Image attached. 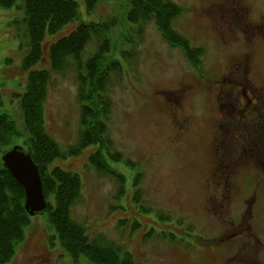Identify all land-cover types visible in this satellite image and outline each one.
Returning <instances> with one entry per match:
<instances>
[{"label": "rangeland", "instance_id": "obj_1", "mask_svg": "<svg viewBox=\"0 0 264 264\" xmlns=\"http://www.w3.org/2000/svg\"><path fill=\"white\" fill-rule=\"evenodd\" d=\"M75 1L80 21L45 38L43 60L34 70L50 67V45L80 22L119 19L128 7V0H101L89 15L83 0ZM169 1L182 11L173 30L191 49L202 51L199 68L153 23L140 38L130 33L135 45L125 42L130 38L126 23L111 34L116 49L110 57L121 60L125 75L112 83L108 123L113 149L123 160L108 163L125 177V195L117 201L116 180L92 169L89 156L96 146L57 159L50 169L80 177L82 198L71 210L72 219L92 235L123 243L135 264H264V129L259 145L252 141L257 134L218 132L221 103L230 104L220 100L218 82L237 55L247 51L246 31L223 25L218 6L224 0ZM21 15L0 6V113L19 130L23 121L15 96L25 92L27 47L15 39L11 21ZM121 51L130 56L124 60ZM44 114L47 131L62 150L76 143L79 105L72 71L54 76ZM218 138L223 142L219 150ZM21 144L17 140L11 146ZM137 191L139 202L134 200ZM119 221H125L122 230ZM24 235L7 264H77L62 249L46 213L30 217ZM78 264L89 263L82 257Z\"/></svg>", "mask_w": 264, "mask_h": 264}, {"label": "trees", "instance_id": "obj_2", "mask_svg": "<svg viewBox=\"0 0 264 264\" xmlns=\"http://www.w3.org/2000/svg\"><path fill=\"white\" fill-rule=\"evenodd\" d=\"M100 1L83 0L89 15L96 11ZM0 6L22 14L20 19L11 21V27L21 47H27L22 71L28 73L25 92L15 96L19 99L22 129L19 130L8 115L0 113V264L12 261L30 223L24 209V189L4 168L1 159L17 140L22 141L20 146L39 168L47 200L45 213L62 249L72 260L78 264L83 257L89 264H135L134 256L123 243L105 234L92 235L84 223L72 219L71 210L82 198L81 179L59 167L50 169V165L57 159L76 157L86 148L96 146L97 150L89 156L90 165L99 175L116 180L119 185L116 200L120 201L125 195V177L111 168L108 161H122L123 157L113 149L108 123L113 109L112 83L122 79L125 71L119 58L110 57L116 49L111 34L113 29L120 30L126 23L130 38L125 37V42L135 45L130 33L134 31L140 38L144 27L153 23L167 42L181 47L191 63L199 68L202 51L191 49L172 28L181 9L169 0H128L121 18L80 22L68 35L53 42L47 53L50 67L34 70L43 60L45 38L80 21L78 3L75 0H0ZM92 42L97 44L92 52H88ZM120 55L125 60L130 53L121 51ZM69 71L75 74L77 81L80 131L76 143L64 151L47 131L44 107L54 76ZM138 195L137 191L136 202H139ZM119 222L117 228L122 230L120 226L125 221Z\"/></svg>", "mask_w": 264, "mask_h": 264}, {"label": "flooded vegetation", "instance_id": "obj_3", "mask_svg": "<svg viewBox=\"0 0 264 264\" xmlns=\"http://www.w3.org/2000/svg\"><path fill=\"white\" fill-rule=\"evenodd\" d=\"M251 3L224 0L218 6L223 25L228 28L238 25L248 37L247 51L237 55L226 77L218 82L220 100L230 102L229 105L221 103L223 111L218 132L229 133L231 130L257 134L252 141L259 145L262 141L260 133L264 129V6H260V0H251ZM222 145L219 139L217 150ZM261 146L264 147V142ZM253 262L251 264H255Z\"/></svg>", "mask_w": 264, "mask_h": 264}, {"label": "water", "instance_id": "obj_4", "mask_svg": "<svg viewBox=\"0 0 264 264\" xmlns=\"http://www.w3.org/2000/svg\"><path fill=\"white\" fill-rule=\"evenodd\" d=\"M4 168L23 187L25 193L24 209L29 217L42 215L47 209L43 192V182L38 166L20 145H15L2 154Z\"/></svg>", "mask_w": 264, "mask_h": 264}]
</instances>
